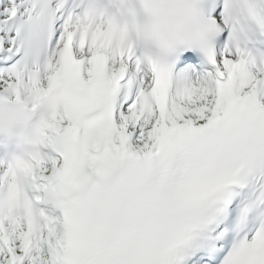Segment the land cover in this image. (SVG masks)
<instances>
[{
  "label": "snow or ice",
  "instance_id": "1",
  "mask_svg": "<svg viewBox=\"0 0 264 264\" xmlns=\"http://www.w3.org/2000/svg\"><path fill=\"white\" fill-rule=\"evenodd\" d=\"M0 264H264V0H0Z\"/></svg>",
  "mask_w": 264,
  "mask_h": 264
}]
</instances>
